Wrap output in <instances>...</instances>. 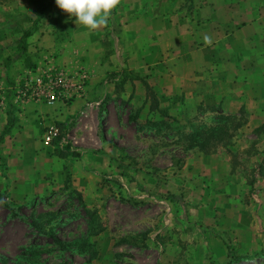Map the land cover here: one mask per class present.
<instances>
[{
  "label": "rangeland",
  "instance_id": "374dc122",
  "mask_svg": "<svg viewBox=\"0 0 264 264\" xmlns=\"http://www.w3.org/2000/svg\"><path fill=\"white\" fill-rule=\"evenodd\" d=\"M51 5L55 0H0V50L5 44L4 53H15ZM52 18L58 24L59 16ZM37 104L43 115L58 106ZM134 110L110 97L68 128L69 148L82 157L77 152L65 165L47 158L33 186H0V264H264L257 145L245 132L227 131L212 152L225 157L241 184L215 190L221 168H188L191 151L165 132V113ZM42 146L55 155L54 144ZM84 209L96 212L98 234L88 233Z\"/></svg>",
  "mask_w": 264,
  "mask_h": 264
},
{
  "label": "crops",
  "instance_id": "0c3cea01",
  "mask_svg": "<svg viewBox=\"0 0 264 264\" xmlns=\"http://www.w3.org/2000/svg\"><path fill=\"white\" fill-rule=\"evenodd\" d=\"M49 8L40 18L41 24L29 28L24 48L17 46L15 53H4V44L0 50V86L9 89L7 100L22 72L35 65H81L89 79L82 97L65 105L57 103L49 115H43L37 103L18 112L6 103L0 112L2 188L33 186L47 158L65 165L74 156L60 158L51 155L50 147L43 148L40 135L45 126L60 123L68 144L73 121L101 110L116 95L127 100L134 111L140 110L139 115L144 109L149 114L154 109L178 124L192 117L215 121L219 113L242 116L236 131L245 132L261 156L264 0H120L107 25L97 30L76 25L74 17L52 5ZM58 16V24L50 22ZM147 89L155 98L153 109L147 102ZM190 151L188 168L198 169L199 163L209 171L221 168L215 190L239 189L241 182L229 175V163L220 152ZM74 152L83 156L77 148Z\"/></svg>",
  "mask_w": 264,
  "mask_h": 264
},
{
  "label": "built area",
  "instance_id": "2783aa9c",
  "mask_svg": "<svg viewBox=\"0 0 264 264\" xmlns=\"http://www.w3.org/2000/svg\"><path fill=\"white\" fill-rule=\"evenodd\" d=\"M89 74L83 66L67 68L57 64L35 65L22 72L17 82L11 87L7 100V88L0 86V112L7 102L14 106L16 112L22 111L30 103L65 105L73 98L82 97ZM60 130L54 123L47 124L40 135L44 146L58 137ZM59 145L65 143V136L60 137Z\"/></svg>",
  "mask_w": 264,
  "mask_h": 264
},
{
  "label": "trees",
  "instance_id": "16d2710c",
  "mask_svg": "<svg viewBox=\"0 0 264 264\" xmlns=\"http://www.w3.org/2000/svg\"><path fill=\"white\" fill-rule=\"evenodd\" d=\"M30 34L29 30H26L22 36L23 39ZM24 42V41H23ZM22 42L20 48H24V43ZM147 97L151 100L150 109L155 108V98L150 90L146 91ZM166 119H169V122L165 121V132H169L171 135L175 136V142H180L182 148L188 150H196L203 153L212 151L219 142L223 139V136L226 135L227 131H235L241 124L242 121H239L234 115H227L219 113L216 116V120L212 124L198 123L193 124L191 121L184 122L186 124H178L175 118H171L166 115ZM236 119V120H235ZM149 120H147L148 123ZM150 123V122H149ZM177 123V124H175ZM60 133L59 136L54 138L51 141V144L55 145L54 154L57 157L65 158L67 156H76V152L69 151L68 144L59 145L60 137L64 136V132L60 127V123H56ZM149 125L154 126L156 122H152ZM259 161L256 164V175L259 177H264V149L260 152ZM254 178L251 180L253 183ZM81 203V198H77ZM84 213L87 215V230L89 234L96 235L103 230V226L100 224L99 219L96 216L94 210L84 209ZM121 242L125 241L124 239L120 240ZM237 259V258H235Z\"/></svg>",
  "mask_w": 264,
  "mask_h": 264
},
{
  "label": "clouds",
  "instance_id": "9594fccd",
  "mask_svg": "<svg viewBox=\"0 0 264 264\" xmlns=\"http://www.w3.org/2000/svg\"><path fill=\"white\" fill-rule=\"evenodd\" d=\"M120 0H55L56 7L69 17L75 18L76 25L89 30L105 27L111 12Z\"/></svg>",
  "mask_w": 264,
  "mask_h": 264
}]
</instances>
